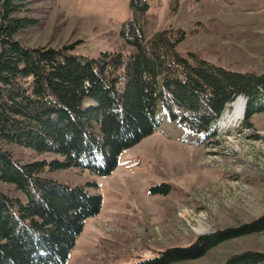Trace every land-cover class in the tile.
<instances>
[{
	"label": "trees",
	"instance_id": "trees-1",
	"mask_svg": "<svg viewBox=\"0 0 264 264\" xmlns=\"http://www.w3.org/2000/svg\"><path fill=\"white\" fill-rule=\"evenodd\" d=\"M0 1V182L15 187L0 190V264H67L85 222L101 213V195L49 179L48 171L112 174L125 151L157 131L160 106L195 135L209 134L241 96L247 125L264 110V75L184 58L180 28L148 36L146 0H132V18L122 28L133 52L97 59L74 55L72 45L21 44L19 34L37 21L16 16L26 0ZM5 144L59 159L20 164ZM263 232L264 215L134 264L193 261L220 244ZM223 264H264V253L236 254Z\"/></svg>",
	"mask_w": 264,
	"mask_h": 264
},
{
	"label": "rangeland",
	"instance_id": "rangeland-1",
	"mask_svg": "<svg viewBox=\"0 0 264 264\" xmlns=\"http://www.w3.org/2000/svg\"><path fill=\"white\" fill-rule=\"evenodd\" d=\"M146 1L148 36L180 28L185 40L178 52L184 58L264 75V0ZM131 2L26 0L16 16L37 24L20 33L18 40L29 47L72 45L74 55L89 59L101 53L128 57L133 48L121 32L132 18ZM157 117V131L125 151L112 174L99 176L83 168L47 172L49 179L83 186L103 197L101 213L85 222L67 264H134L264 215V110L248 125L244 115L229 131L220 129L219 120L207 135L192 134L171 121L163 106ZM4 147L20 164L59 159L14 144ZM14 188L0 182L3 192ZM200 224L209 228L203 234L196 232ZM249 251L264 253V232L175 264H223Z\"/></svg>",
	"mask_w": 264,
	"mask_h": 264
},
{
	"label": "bare ground",
	"instance_id": "bare-ground-1",
	"mask_svg": "<svg viewBox=\"0 0 264 264\" xmlns=\"http://www.w3.org/2000/svg\"><path fill=\"white\" fill-rule=\"evenodd\" d=\"M246 100L242 96L238 98L231 106V110L227 112L228 108L226 109L227 111L222 115L221 117V130L224 131H229L232 128H235L238 124H240V121L245 115L246 112ZM228 106V107H229ZM245 118V117H244ZM243 118V120H244ZM235 125V127H234ZM209 228L205 227L204 225L200 224L199 228L196 230L197 233L203 234L205 233Z\"/></svg>",
	"mask_w": 264,
	"mask_h": 264
},
{
	"label": "water",
	"instance_id": "water-1",
	"mask_svg": "<svg viewBox=\"0 0 264 264\" xmlns=\"http://www.w3.org/2000/svg\"><path fill=\"white\" fill-rule=\"evenodd\" d=\"M246 100V99H245ZM246 102H247V100H246Z\"/></svg>",
	"mask_w": 264,
	"mask_h": 264
}]
</instances>
